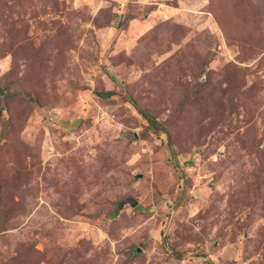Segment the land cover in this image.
<instances>
[{
  "label": "rangeland",
  "instance_id": "374dc122",
  "mask_svg": "<svg viewBox=\"0 0 264 264\" xmlns=\"http://www.w3.org/2000/svg\"><path fill=\"white\" fill-rule=\"evenodd\" d=\"M0 86V264H264V0H0Z\"/></svg>",
  "mask_w": 264,
  "mask_h": 264
},
{
  "label": "trees",
  "instance_id": "16d2710c",
  "mask_svg": "<svg viewBox=\"0 0 264 264\" xmlns=\"http://www.w3.org/2000/svg\"><path fill=\"white\" fill-rule=\"evenodd\" d=\"M95 94H96L99 98H109V97L115 95L116 92H113L112 90L102 91V92L97 91V92H95ZM0 95H4V98H8V95L5 93L4 88L1 87V86H0ZM145 118H146V117H145ZM146 119L148 120V118H146ZM148 122H149V124H150L151 126H153V127H156V128L159 127L158 124H157V122H156L155 120H153V119H152V120H149Z\"/></svg>",
  "mask_w": 264,
  "mask_h": 264
},
{
  "label": "water",
  "instance_id": "95a60500",
  "mask_svg": "<svg viewBox=\"0 0 264 264\" xmlns=\"http://www.w3.org/2000/svg\"><path fill=\"white\" fill-rule=\"evenodd\" d=\"M126 203L130 204L131 206H135L137 204V200L132 197L123 198L118 202V207L121 208Z\"/></svg>",
  "mask_w": 264,
  "mask_h": 264
}]
</instances>
